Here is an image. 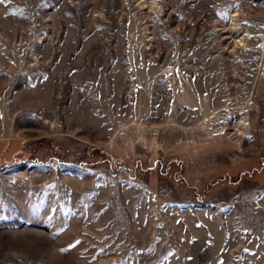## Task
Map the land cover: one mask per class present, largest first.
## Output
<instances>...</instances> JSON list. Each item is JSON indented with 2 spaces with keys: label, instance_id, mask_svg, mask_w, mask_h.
I'll return each mask as SVG.
<instances>
[{
  "label": "rangeland",
  "instance_id": "obj_1",
  "mask_svg": "<svg viewBox=\"0 0 264 264\" xmlns=\"http://www.w3.org/2000/svg\"><path fill=\"white\" fill-rule=\"evenodd\" d=\"M0 264H264V0H0Z\"/></svg>",
  "mask_w": 264,
  "mask_h": 264
}]
</instances>
